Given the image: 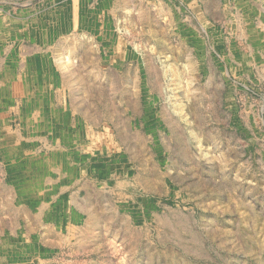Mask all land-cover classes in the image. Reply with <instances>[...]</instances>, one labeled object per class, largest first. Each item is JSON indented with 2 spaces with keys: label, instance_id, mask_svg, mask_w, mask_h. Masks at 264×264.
<instances>
[{
  "label": "rangeland",
  "instance_id": "obj_1",
  "mask_svg": "<svg viewBox=\"0 0 264 264\" xmlns=\"http://www.w3.org/2000/svg\"><path fill=\"white\" fill-rule=\"evenodd\" d=\"M0 23V264H264V0H0Z\"/></svg>",
  "mask_w": 264,
  "mask_h": 264
},
{
  "label": "bare ground",
  "instance_id": "obj_2",
  "mask_svg": "<svg viewBox=\"0 0 264 264\" xmlns=\"http://www.w3.org/2000/svg\"><path fill=\"white\" fill-rule=\"evenodd\" d=\"M72 12V11H71ZM79 17V16H78ZM81 17V16H80ZM83 17V16H82ZM75 21V20H74ZM2 22V21H1ZM19 22V21H18ZM261 23V22H260ZM1 24V23H0ZM16 28V27H15ZM13 29V28H12ZM4 33V32H3ZM5 34V33H4ZM18 34V33H17ZM6 36V35H5ZM3 37V36H2ZM1 37V38H2ZM106 37V36H105ZM69 45H71V44H69ZM119 47V46H118ZM87 48V47H86ZM129 50V49H128ZM25 54V53H24ZM68 54V53H67ZM38 55V54H37ZM60 57V56H59ZM63 58H64V56H62ZM52 58V57H51ZM66 58V57H65ZM58 59V58H57ZM60 59V58H59ZM54 60H56V58H54ZM61 60V59H60ZM59 60V61H60ZM65 60V59H64ZM67 60V59H66ZM65 60V61H66ZM69 60V59H68ZM4 61V60H3ZM45 61V60H44ZM61 61H63V59L61 60ZM60 61V62H61ZM55 62V61H54ZM83 62V61H82ZM32 63H33V61H32ZM36 63V62H35ZM53 63V62H52ZM64 63H66V62H64ZM64 63H62V69L64 70V75L66 76V77H68L69 76V78H70V76L72 75V72H70V74H69V71L68 72H65V71H67V69H65V68H67V66L64 64ZM56 64V63H55ZM59 64V63H58ZM3 65V64H2ZM44 65V64H43ZM75 66V65H74ZM73 70V69H72ZM39 71V70H38ZM41 73H42V71H41ZM51 73V72H50ZM35 74V73H34ZM39 75V74H38ZM64 78V77H62V78H64L63 80L65 81V82H67L68 81V79L67 78ZM49 78V77H48ZM72 78V77H71ZM35 79V78H34ZM70 80V79H69ZM63 82V81H62ZM69 82V81H68ZM71 82L73 83H75V84H77V81H76V79H72L71 80ZM46 83H47V81H46ZM79 83V82H78ZM35 85V84H34ZM53 85V84H52ZM23 86V85H22ZM63 86V85H62ZM66 86V85H65ZM69 87H70V85H68ZM76 86V85H75ZM26 87V86H25ZM37 87V86H36ZM41 87L42 88H44V86H42L41 85ZM1 88V87H0ZM39 88V87H38ZM21 89V88H20ZM41 89V88H40ZM22 90V89H21ZM40 91V90H39ZM50 91V90H49ZM78 91H76V93H77ZM2 94V93H1ZM34 94V93H33ZM51 94V93H50ZM84 96V95H83ZM36 99H37V107L40 109V107L42 106V100H40L38 97H36ZM22 100H23V98H22ZM28 100V99H27ZM25 102V101H24ZM31 102V101H30ZM50 103V102H49ZM54 104V103H53ZM41 105V106H40ZM31 106V105H30ZM51 106V105H50ZM36 108V107H35ZM42 108H43V106H42ZM24 109V108H23ZM51 111V110H50ZM57 112V111H56ZM22 113V112H21ZM40 113V112H39ZM44 113V112H43ZM43 113H42V115H43ZM80 113V112H79ZM34 114H36V113H34ZM33 114V115H34ZM72 114V113H71ZM2 115V114H1ZM40 115V114H39ZM59 116V115H58ZM54 117V116H53ZM24 118V117H23ZM34 118V117H33ZM45 118V117H44ZM26 119V118H25ZM41 119V118H40ZM39 120V119H38ZM52 120V119H51ZM28 121V120H27ZM55 123H57L56 121H55ZM27 125V124H26ZM51 125V124H50ZM34 126V125H33ZM48 126H49V124H48ZM52 127V126H51ZM48 128V127H47ZM56 128V127H55ZM31 129V128H30ZM48 130V129H47ZM61 133V132H60ZM53 134H54V132H53ZM58 134V133H57ZM74 134V133H73ZM64 136H65V134H64ZM109 136V135H108ZM5 137H6V141L8 142V145L10 146V145H15L16 143H17V141H18V138H19V134H17V133H15V132H9V131H6V134H5ZM57 137V136H56ZM68 137V136H67ZM66 138V137H65ZM134 138H136V137H134ZM65 140V139H64ZM102 140V139H101ZM100 140V141H101ZM141 141V140H140ZM74 142V141H73ZM19 143V142H18ZM75 143V142H74ZM138 144V143H137ZM70 146V145H69ZM61 147V146H60ZM140 148V147H139ZM79 149V148H78ZM143 149V148H142ZM18 150V149H17ZM80 152V151H79ZM9 155V154H8ZM7 155V156H8ZM95 155V154H94ZM52 158V157H51ZM73 158V157H72ZM75 158H77V156L75 157ZM41 160V159H40ZM59 160V159H58ZM57 160V161H58ZM35 161V160H34ZM45 162V161H44ZM44 162H42V163H44ZM55 162V161H54ZM79 163H81L80 161H78ZM35 163V162H34ZM57 163V162H56ZM71 161L70 160H68V159H65L64 161H63V163L62 162H60V164H58L59 165V168H57V169H59L61 172H63V170H70V172L72 171L71 169H72V166H71ZM83 163V162H82ZM6 164V163H5ZM32 164V163H31ZM34 165V164H33ZM69 165H70V167H69ZM40 166V165H39ZM69 167V168H68ZM56 168V166H54V169ZM57 171V170H56ZM73 172V171H72ZM63 173V176L64 177H67L69 180H67L68 182H70V180L73 178V173ZM44 173V172H43ZM57 173V172H56ZM15 174V173H14ZM11 175V174H10ZM21 177H23L24 176V173L22 172L21 174ZM39 175H40V172H39ZM119 175V174H118ZM51 176V175H50ZM10 177V176H9ZM49 177V176H48ZM47 178V177H46ZM66 178V179H67ZM26 180V179H25ZM76 180V179H75ZM23 181V180H22ZM46 181H47V179H46ZM50 181H52L51 179L49 180V182ZM48 182V181H47ZM54 182H56V181H54ZM152 182H153V180H152ZM21 183H23V182H21ZM34 183V182H33ZM51 183V182H50ZM1 184V183H0ZM26 184V183H25ZM53 185H57L56 183H54ZM8 186V185H7ZM14 186V185H13ZM21 186H22V184H21ZM29 186V185H28ZM63 186H65V185H63ZM63 186H61V187H63ZM19 187V186H18ZM42 187V186H41ZM51 187H52V185H51ZM50 187V188H51ZM54 188H57V186H53ZM6 187H0V194H2V196H3V192H7V188L5 189ZM10 188H12V187H10ZM34 188H35V186H34ZM65 188V187H64ZM43 190V189H42ZM67 190V189H66ZM9 191H10V189H9ZM13 191V190H12ZM25 191V190H24ZM32 191H34V190H32ZM26 192V191H25ZM42 192V191H41ZM14 193V192H13ZM29 193V192H28ZM34 193H36V192H34ZM27 194V193H26ZM31 194V193H30ZM48 194V193H47ZM36 195V194H35ZM56 195V194H55ZM75 195H77V194H75ZM95 195V194H94ZM1 196V195H0ZM22 196V195H21ZM38 196V195H37ZM44 196V195H43ZM28 197H30V196H28ZM41 197V196H40ZM53 197V196H52ZM51 197V198H52ZM23 198H25V197H23ZM46 198V197H45ZM59 200V199H58ZM64 200V199H63ZM70 201H71V199H69ZM78 200V199H77ZM87 200V199H86ZM85 200V201H86ZM99 200V199H98ZM7 201V200H6ZM31 201V200H30ZM53 201V200H52ZM80 201V200H79ZM84 201V202H85ZM43 202V201H42ZM65 202V201H64ZM6 203V202H5ZM2 203V205H0V221L1 222H3L4 223V225L5 224H7V226L8 225H10V223H12L11 221H13V222H17V220L18 219H8V217H7V219L4 217L5 215H2L3 213L2 212H9L10 211V209H11V204H9V203ZM46 203H48V202H46ZM100 203V202H99ZM45 204V203H44ZM69 204V203H68ZM71 204V203H70ZM74 204H77V205H82L81 203L80 204H78V201L77 202H75ZM91 204V203H90ZM107 204V203H106ZM52 205V204H51ZM85 205V204H84ZM18 206V205H17ZM37 206V205H36ZM71 206V205H70ZM88 206V208H86V211H85V213L87 214V216L89 217V218H87V223H88V225H87V227L88 226H90L89 224L94 220V219H96V215L94 216V213H95V211L94 212H92L90 209H89V207H90V205H87ZM40 207H42V206H40ZM60 207V206H59ZM65 207H67V206H65ZM104 207V206H103ZM70 208V207H69ZM78 208V207H77ZM85 208V207H84ZM110 208V207H109ZM80 209V208H79ZM82 210V209H81ZM85 210V209H84ZM106 210V209H105ZM15 212H17V211H15ZM28 211H25V209L24 208H21L20 209V216H25V214H27L28 215V218H31L32 216L29 214V213H27ZM82 212V211H81ZM38 213V212H37ZM40 213V212H39ZM41 214V213H40ZM64 214V213H63ZM96 214V213H95ZM42 215V214H41ZM127 215V214H126ZM39 216V215H38ZM37 216V217H38ZM127 216H129V215H127ZM36 217V216H35ZM34 217V218H35ZM41 217V216H40ZM59 218H60V215H59ZM26 219V218H25ZM38 219V218H37ZM71 219V218H70ZM86 219V218H85ZM28 220V219H27ZM31 220V219H30ZM28 221V222H31V221ZM34 220V219H33ZM39 220V219H38ZM124 221V220H123ZM39 222V221H38ZM37 223V222H36ZM35 223V224H36ZM27 224V223H26ZM31 224V223H30ZM40 224H41V222H40ZM53 224V223H52ZM33 226V225H32ZM68 226V228H70V226L69 225H67ZM83 226V225H82ZM6 227V226H5ZM18 227V226H17ZM31 227V226H30ZM34 227V226H33ZM32 227V228H33ZM131 227V226H130ZM135 227V226H134ZM32 228H30V231L31 230H33ZM73 228H75V227H73ZM72 228V229H73ZM78 228V227H77ZM34 230H35V227H34ZM67 230V229H66ZM75 230V229H74ZM115 230V229H114ZM54 231V230H53ZM52 231V232H53ZM1 232L2 231H0V236L1 235H3V234H1ZM125 232V231H124ZM67 233H69L68 231H67ZM74 233L77 235H79L80 237L82 236L83 237V235H81V229H77V230H75L74 231ZM87 234V233H86ZM129 234V233H128ZM60 235V234H59ZM62 235V234H61ZM71 235V234H70ZM69 234H68V236H70ZM74 235V234H73ZM22 236V235H21ZM66 236V235H65ZM85 236H87V235H85ZM84 236V237H85ZM58 237H60V236H58ZM81 237V238H82ZM74 238V237H73ZM78 238V237H77ZM75 239V240H77L78 241V243L80 244V242L79 241H82L83 242V240H88L89 241V239H82L81 240V238L79 239ZM60 239V238H59ZM66 239V238H65ZM57 240V239H56ZM62 240V239H61ZM71 240V239H70ZM72 240H74V239H72ZM21 241V240H20ZM67 241V240H66ZM3 242V241H2ZM5 242V241H4ZM52 243H55L54 241H51ZM72 243H73V241H72ZM75 243V242H74ZM12 244V243H11ZM64 244V243H63ZM76 244V243H75ZM21 245V244H20ZM27 245V244H26ZM73 246H74V244H73ZM7 247L8 248H12V250L13 251H17L18 250V247L19 246H17V245H15V247H14V245H13V247H10L9 245H8V243L7 242H5L4 244L2 243L1 245H0V248L3 250H6L7 249ZM38 247V246H37ZM71 247V246H70ZM9 249V250H10ZM24 253V252H23ZM22 255V254H21ZM39 255V254H38ZM11 258V257H10ZM35 263V262H34Z\"/></svg>",
  "mask_w": 264,
  "mask_h": 264
},
{
  "label": "crops",
  "instance_id": "obj_3",
  "mask_svg": "<svg viewBox=\"0 0 264 264\" xmlns=\"http://www.w3.org/2000/svg\"><path fill=\"white\" fill-rule=\"evenodd\" d=\"M3 60L4 59H1V62H3ZM10 66H12V65H10ZM13 67V66H12ZM7 71V69L5 70V72ZM18 77H20L19 75H17ZM30 76H31V81L30 82H37V83H44V81H45V77H43V76H39L38 74L36 75V74H33V72L30 74ZM3 77H4V75H3ZM18 77H16L17 79L15 80V77H13V80H12V82H16V84H18ZM35 78V79H34ZM51 78H53V77H51ZM42 79V80H41ZM50 79V78H49ZM64 79V78H63ZM3 80V79H2ZM63 82H65L64 80H62ZM61 81V82H62ZM43 102H44V100H42ZM47 103L46 104H44L45 106H43V107H46V105H47V107L46 108H42V106L40 107V109L38 108V109H36L35 107V109H36V111L35 110H33V114L34 113H36V114H34V115H32L33 117H35L34 119H33V125L35 126L36 124L35 123H37V125L40 123V122H42L45 126H47L48 127V129H54L55 128V126H56V124H58V123H55V121H54V118H53V116H55L56 115V107L53 105V102H50L49 103V101H46ZM51 105V106H50ZM51 110V111H50ZM40 112V113H39ZM44 112V113H43ZM81 112V111H80ZM42 113H43V115H42ZM40 114V115H39ZM45 117V118H44ZM41 118V119H40ZM49 118H52L53 120L51 121V120H49ZM39 119V120H38ZM48 124H49V126H48ZM51 124V125H50ZM32 125V126H33ZM6 126H8V125H5L4 126V135L6 134V131H9L8 130V127H6ZM52 126V127H51ZM11 132H13V131H11ZM76 132L77 133H80V136H81V138H80V140L79 139H77L75 136H74V142L75 143H80V148H81V150H83V153H86V151L87 152H89V151H94V149H96V148H99V145H96V146H94V139H98L99 137L97 136V131L95 130V129H92L91 131H89L88 130V128H87V126L86 125H84L83 127H81V128H77V130H76ZM82 132L84 133V135L86 136V137H90L89 139L90 140H88L89 142H90V144H87V142L86 141H82V139H85L86 140V138H84L83 137V135H82ZM90 135V136H89ZM91 136H92V138H91ZM7 144H8V142H7ZM91 148V150H88V149H90ZM71 165H72V163H71ZM61 174V173H60ZM80 180V179H79ZM78 182V181H77ZM74 183H76V182H70L69 184H68V186H71V184H74ZM5 213H7V212H5ZM4 215V214H3ZM10 215V214H9ZM5 217V216H4ZM5 218H7V217H5ZM11 218V215H10V217H8V219H10ZM0 223H1V221H0ZM2 224V223H1ZM4 225V224H3ZM4 226H7V224H5ZM0 231H2V229H1V227H0Z\"/></svg>",
  "mask_w": 264,
  "mask_h": 264
}]
</instances>
